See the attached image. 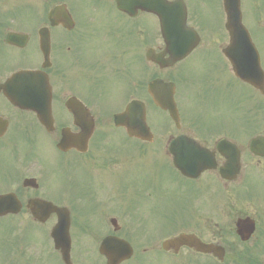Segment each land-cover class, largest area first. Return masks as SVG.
I'll use <instances>...</instances> for the list:
<instances>
[{
  "label": "flooded vegetation",
  "instance_id": "obj_1",
  "mask_svg": "<svg viewBox=\"0 0 264 264\" xmlns=\"http://www.w3.org/2000/svg\"><path fill=\"white\" fill-rule=\"evenodd\" d=\"M257 6L248 1L244 17L260 19L264 34V0ZM222 10V0H0V196H9L17 211L0 222L14 229L34 223L31 203L41 200L67 207L74 221L59 250L53 233H0V264H108L100 247L111 236L130 244L131 258L122 264H264V95L243 85V115L236 118ZM183 28L195 38L188 56L164 70L147 61L173 59V45L176 56L182 55ZM253 42L263 62L264 37ZM22 70L48 77L50 130L32 110L38 103L14 104L6 97V91H17L27 98L21 85L4 87ZM139 73L149 80L183 79L184 102H219L226 111L220 118L181 116L179 127L164 112L169 120L149 124L151 143L131 138L114 126V115L140 100ZM105 89L116 92L110 98L117 106L108 114ZM91 118L94 133L87 150H79L76 137ZM64 133L72 139L69 150H54ZM178 138L184 151L197 145L210 151L216 168L198 179L183 176L171 154ZM221 141L233 147L232 171L235 154L239 165L229 179L220 175L228 162L218 151ZM96 201L106 202L99 223L85 208ZM146 217H159L158 227L123 233L106 223L128 219L138 227ZM174 217L189 221L180 234L207 247L164 249Z\"/></svg>",
  "mask_w": 264,
  "mask_h": 264
},
{
  "label": "water",
  "instance_id": "obj_2",
  "mask_svg": "<svg viewBox=\"0 0 264 264\" xmlns=\"http://www.w3.org/2000/svg\"><path fill=\"white\" fill-rule=\"evenodd\" d=\"M226 8L229 16V24H228V29L231 32V36L234 39H242L246 38L249 39L248 33L245 31V29L242 26L241 23V17H240V10H239V0H226ZM237 42V40H236ZM235 42V43H236ZM236 45H242L239 43H236ZM247 46L250 45V42L246 43ZM254 58V57H253ZM234 66H235V71L238 77H240L242 80L249 81L251 82L254 86L261 87L259 83L255 81L259 78L258 75H252L249 74L251 70L257 71L258 73L261 71L259 61H258V56H256L252 60H245L242 65H237L236 61H233ZM23 80L26 81L27 85V95L29 96V99L34 101V102H44L49 104V91H48V84L45 83L44 87H41V80L38 78L39 74L37 73H27L24 74ZM158 104L166 109L170 110V113L173 118H177L176 110L175 107L173 106L172 102H166L163 103L162 101H159ZM45 109V108H43ZM131 111L129 110L128 113L125 115L126 117L129 116ZM144 112L141 110L140 112V121L139 125L143 129L144 127ZM143 131H141L140 135H142ZM47 214L49 212H52L55 210V208H50L47 206ZM43 220V219H41ZM68 228H69V220H68V215H62L59 221L58 227L55 229L54 233H68ZM185 239V237H182L178 239L177 241H181Z\"/></svg>",
  "mask_w": 264,
  "mask_h": 264
},
{
  "label": "rangeland",
  "instance_id": "obj_3",
  "mask_svg": "<svg viewBox=\"0 0 264 264\" xmlns=\"http://www.w3.org/2000/svg\"><path fill=\"white\" fill-rule=\"evenodd\" d=\"M246 10H247V8H246ZM250 28H251L252 32L254 33L255 38H263L264 37V34L262 33V31H260L253 24H250ZM261 44H262L261 45V49H262L263 59H264V42H261ZM140 69H141V67H140ZM139 75H140V73H139ZM183 86H184V84H183V80H182V87ZM182 92H183V89H182ZM115 93H116L115 91H111V90H108V89H105V91H104L105 99L103 101L107 104L105 109H104V112L107 113V114L111 113L114 110L113 108H115L117 106V104L111 105L112 99L110 98V96H114ZM240 94H242V91H240ZM89 96H91V94ZM181 97H182V93L180 92V99H181ZM238 106H239V112L237 113V116L238 117H242L241 116V112H242V109H243L242 100L239 101V104H236L237 109H238ZM203 115L204 114H201L200 116H203ZM140 158H139V160H140ZM125 195L127 196V193ZM113 199H115V197ZM172 199H174V197H172ZM100 202L101 203H99V201H96L93 204L85 205V208L87 210V213H88L89 217L91 216V221H98V219L100 217V213L103 210H105L106 202L105 201L104 202L100 201ZM132 203L134 205L135 201H132ZM94 214H95V218L93 216ZM159 220H160L159 217H157V218H148V217H146V218L142 219V224H143L144 227L143 226H138V229H136V230L145 229V228L146 229H156L158 227V225H159ZM97 223H99V221ZM18 225H19L18 227H20V229H21V233H23L22 230H24L26 228H27V230H29V224L27 223V225H26V222L18 223ZM122 226H123V232L124 233H131V230L130 231L128 230L129 229V227H128L129 226L128 219H123ZM52 227H53V222H48L47 225L44 226V228H39V227H34V226H32L31 228H32V233H48V231H50ZM1 229H2V227L0 228V230Z\"/></svg>",
  "mask_w": 264,
  "mask_h": 264
}]
</instances>
